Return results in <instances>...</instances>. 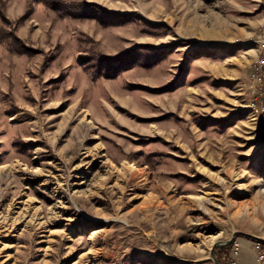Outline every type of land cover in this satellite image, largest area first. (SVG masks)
<instances>
[{"label": "rangeland", "instance_id": "374dc122", "mask_svg": "<svg viewBox=\"0 0 264 264\" xmlns=\"http://www.w3.org/2000/svg\"><path fill=\"white\" fill-rule=\"evenodd\" d=\"M263 25L264 0H0V264L264 241Z\"/></svg>", "mask_w": 264, "mask_h": 264}, {"label": "built area", "instance_id": "2783aa9c", "mask_svg": "<svg viewBox=\"0 0 264 264\" xmlns=\"http://www.w3.org/2000/svg\"><path fill=\"white\" fill-rule=\"evenodd\" d=\"M260 50L253 61L252 78L258 87L260 111L264 114V25L260 28L257 39ZM232 249H238L237 245H233ZM255 259L258 264H264V241L257 240L254 245ZM226 264H240L236 262H228Z\"/></svg>", "mask_w": 264, "mask_h": 264}, {"label": "crops", "instance_id": "0c3cea01", "mask_svg": "<svg viewBox=\"0 0 264 264\" xmlns=\"http://www.w3.org/2000/svg\"><path fill=\"white\" fill-rule=\"evenodd\" d=\"M255 240L248 241L244 239H240L238 241L237 248L238 249H231L228 252L227 257L223 258V264L228 262H236L240 264H258L255 259Z\"/></svg>", "mask_w": 264, "mask_h": 264}, {"label": "water", "instance_id": "95a60500", "mask_svg": "<svg viewBox=\"0 0 264 264\" xmlns=\"http://www.w3.org/2000/svg\"><path fill=\"white\" fill-rule=\"evenodd\" d=\"M232 239H228L226 241H223V242H220V243H217L216 245H214L210 251V255L213 257L214 261L216 264H221L217 258L213 255V250H214V247L215 246H223V245H226V244H229L231 242Z\"/></svg>", "mask_w": 264, "mask_h": 264}, {"label": "bare ground", "instance_id": "6f19581e", "mask_svg": "<svg viewBox=\"0 0 264 264\" xmlns=\"http://www.w3.org/2000/svg\"><path fill=\"white\" fill-rule=\"evenodd\" d=\"M18 163L19 162L17 161V164H12L11 165L12 168L19 169L20 168V165ZM133 167H134V165L133 164H130V168H133ZM221 180H223V179H221ZM14 219H16V217Z\"/></svg>", "mask_w": 264, "mask_h": 264}, {"label": "trees", "instance_id": "16d2710c", "mask_svg": "<svg viewBox=\"0 0 264 264\" xmlns=\"http://www.w3.org/2000/svg\"><path fill=\"white\" fill-rule=\"evenodd\" d=\"M226 248H227V247L222 248V249H221V250H222L221 252H226ZM218 261H219L221 264H223V258H221L220 255L218 256Z\"/></svg>", "mask_w": 264, "mask_h": 264}]
</instances>
